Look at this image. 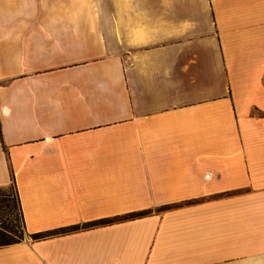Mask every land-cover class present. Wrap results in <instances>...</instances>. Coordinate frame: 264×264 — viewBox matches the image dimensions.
<instances>
[{
    "label": "crops",
    "instance_id": "0c3cea01",
    "mask_svg": "<svg viewBox=\"0 0 264 264\" xmlns=\"http://www.w3.org/2000/svg\"><path fill=\"white\" fill-rule=\"evenodd\" d=\"M9 187L0 264H264V0H0Z\"/></svg>",
    "mask_w": 264,
    "mask_h": 264
},
{
    "label": "rangeland",
    "instance_id": "374dc122",
    "mask_svg": "<svg viewBox=\"0 0 264 264\" xmlns=\"http://www.w3.org/2000/svg\"><path fill=\"white\" fill-rule=\"evenodd\" d=\"M25 236L24 225L13 187L0 188V244H11Z\"/></svg>",
    "mask_w": 264,
    "mask_h": 264
},
{
    "label": "trees",
    "instance_id": "16d2710c",
    "mask_svg": "<svg viewBox=\"0 0 264 264\" xmlns=\"http://www.w3.org/2000/svg\"><path fill=\"white\" fill-rule=\"evenodd\" d=\"M79 228L78 227H72V228H68V229H66L67 231H76V230H78ZM39 236V235H38ZM39 237H41V235L39 236ZM11 244H13V243H11ZM6 245H10V244H6ZM0 246H5L4 244H0Z\"/></svg>",
    "mask_w": 264,
    "mask_h": 264
}]
</instances>
